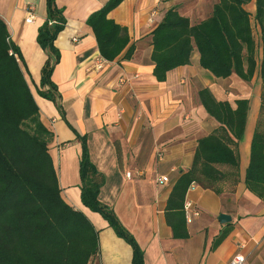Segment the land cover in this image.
<instances>
[{
	"label": "crops",
	"instance_id": "crops-1",
	"mask_svg": "<svg viewBox=\"0 0 264 264\" xmlns=\"http://www.w3.org/2000/svg\"><path fill=\"white\" fill-rule=\"evenodd\" d=\"M46 0H0V18L24 59L25 78L39 108L40 120L53 133L48 145L60 195L81 211L98 231V253L89 264H132V248L118 238L107 222L80 199L81 144L68 124L86 137L90 161L104 176L98 200L112 209L143 253L144 264H228L241 253L244 264H264V201L244 186L250 143L259 115L261 80L250 82L232 75L217 79L199 65L192 52L190 64L170 71L164 82L153 77L150 33L165 12L176 8L191 24L209 16L218 0H124L108 18L127 28L132 58L112 62L101 58L87 17L107 0H55L64 10L66 26L54 41L60 52L51 81L59 94L64 119L56 106L38 95L45 53L36 43L45 19ZM35 15L25 23L27 10ZM246 9L254 14V3ZM260 57V52L258 54ZM99 65V68H98ZM209 88L216 99L249 100L244 134L238 144V183L214 193L191 186L185 202L199 215L187 223L188 238L173 239L164 209L171 188L192 163L197 140L217 127L198 100ZM166 176L168 183L157 179ZM231 220L221 224L219 215ZM242 246V248H240Z\"/></svg>",
	"mask_w": 264,
	"mask_h": 264
},
{
	"label": "trees",
	"instance_id": "trees-1",
	"mask_svg": "<svg viewBox=\"0 0 264 264\" xmlns=\"http://www.w3.org/2000/svg\"><path fill=\"white\" fill-rule=\"evenodd\" d=\"M124 0H107L86 19L102 59L130 60L135 46L127 28L108 18ZM254 3V14L246 6ZM46 14L36 43L46 60L40 71L38 95L51 101L64 119L59 94L51 81L60 52L54 41L66 26L64 10L55 0L45 1ZM259 32V49L253 36ZM153 77L164 82L167 74L190 64L192 52L199 65L217 79L234 75L250 82L256 72L261 80L259 115L250 143L244 186L264 201V0H218L207 18L191 24L176 8L167 10L150 33ZM258 50L260 57H256ZM259 54V53H258ZM259 56V55H258ZM24 59L0 18V264H89L99 251L98 231L80 211L67 205L60 188L48 145L53 133L40 120L39 108L25 78ZM198 100L217 127L197 140L191 166L175 180L164 209L173 239L188 238L184 201L191 186L216 194L228 183H238V144L244 134L249 100L216 99L209 88L198 91ZM81 144L80 199L98 213L132 248V264H144L135 238L114 212L98 200L104 176L89 159L86 137L69 124Z\"/></svg>",
	"mask_w": 264,
	"mask_h": 264
},
{
	"label": "built area",
	"instance_id": "built-area-1",
	"mask_svg": "<svg viewBox=\"0 0 264 264\" xmlns=\"http://www.w3.org/2000/svg\"><path fill=\"white\" fill-rule=\"evenodd\" d=\"M35 20V15L33 13L32 10L28 9L27 10V16L25 18V23H32ZM99 68V65H98ZM168 183V178L166 176H160L157 179V184L159 185H163ZM184 214H185V219H186V223H190L191 222V218L192 216H198L199 213L197 210H193L192 209V204L190 202H185L184 206ZM240 248H242V246H240ZM245 262V258L241 253H235L232 258L229 260L228 264H244Z\"/></svg>",
	"mask_w": 264,
	"mask_h": 264
},
{
	"label": "rangeland",
	"instance_id": "rangeland-1",
	"mask_svg": "<svg viewBox=\"0 0 264 264\" xmlns=\"http://www.w3.org/2000/svg\"><path fill=\"white\" fill-rule=\"evenodd\" d=\"M253 36H254V39H255V42L257 44V48L259 49V32L257 31V29L253 26ZM258 53H259V50H258ZM258 53L256 55V57H258ZM80 185V184H79ZM61 190V189H60ZM81 212V211H80Z\"/></svg>",
	"mask_w": 264,
	"mask_h": 264
},
{
	"label": "water",
	"instance_id": "water-1",
	"mask_svg": "<svg viewBox=\"0 0 264 264\" xmlns=\"http://www.w3.org/2000/svg\"><path fill=\"white\" fill-rule=\"evenodd\" d=\"M218 220L221 224H226L230 222L231 218L226 214H221L219 215Z\"/></svg>",
	"mask_w": 264,
	"mask_h": 264
}]
</instances>
